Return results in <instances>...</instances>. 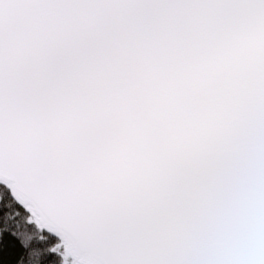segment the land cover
<instances>
[{"label":"snow or ice","instance_id":"snow-or-ice-1","mask_svg":"<svg viewBox=\"0 0 264 264\" xmlns=\"http://www.w3.org/2000/svg\"><path fill=\"white\" fill-rule=\"evenodd\" d=\"M0 264H264V0H0Z\"/></svg>","mask_w":264,"mask_h":264}]
</instances>
